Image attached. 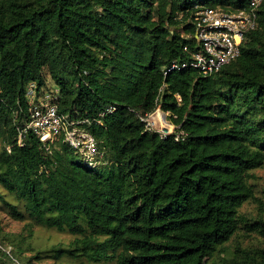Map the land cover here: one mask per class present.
<instances>
[{
  "label": "trees",
  "instance_id": "16d2710c",
  "mask_svg": "<svg viewBox=\"0 0 264 264\" xmlns=\"http://www.w3.org/2000/svg\"><path fill=\"white\" fill-rule=\"evenodd\" d=\"M246 1L0 0V212L23 223L0 225V264H15L6 245L22 264H264V246H228L264 237V0L218 71L164 72L200 47L197 10ZM47 75L58 111L89 120L104 164L29 130L18 142L26 85ZM157 106L176 126L164 136L138 118ZM34 226L72 238L42 246Z\"/></svg>",
  "mask_w": 264,
  "mask_h": 264
},
{
  "label": "built area",
  "instance_id": "2783aa9c",
  "mask_svg": "<svg viewBox=\"0 0 264 264\" xmlns=\"http://www.w3.org/2000/svg\"><path fill=\"white\" fill-rule=\"evenodd\" d=\"M262 2L263 0H247L244 8L235 10H229L222 6L203 7L197 10L193 18V36L200 47L191 51L189 59L172 62L164 72L175 68H193L208 75L218 71L223 65L239 55L245 33L257 24L258 10ZM184 49L187 50V46H184ZM46 82L47 80L40 88L34 81H30L26 85L28 118L19 129L18 142H21L23 133L29 130L44 143H55L58 140L65 142L93 167L104 164L103 151L96 137L86 126L89 124V120L77 117L68 118L67 115L59 112L57 104L53 100L57 89H50V85H47ZM102 114L103 112L98 113L99 116ZM167 115V111L157 106L149 113H138V118L144 123L145 128L157 130L154 126L155 118L166 123ZM159 132L162 136L171 133ZM184 136L185 133L182 130L175 133L176 140L182 139ZM2 248L15 264H22L12 256L10 245Z\"/></svg>",
  "mask_w": 264,
  "mask_h": 264
},
{
  "label": "rangeland",
  "instance_id": "374dc122",
  "mask_svg": "<svg viewBox=\"0 0 264 264\" xmlns=\"http://www.w3.org/2000/svg\"><path fill=\"white\" fill-rule=\"evenodd\" d=\"M47 85H50V89L53 88V82L50 76H46ZM161 121L157 120L155 118L154 126L157 130L162 132H173L176 128V126L170 121V119L167 117L166 123H160ZM157 126V127H156ZM80 157V156H79ZM254 175L256 176L257 180L260 182V185L264 182V166L256 169L254 171ZM241 211L247 215L250 216L252 213H254V204L252 203H246ZM0 225L2 226V230L4 232H20L23 230V223L16 221L9 216H7L5 213L0 212ZM72 238V235L65 232H59L53 228H44L41 226H34L33 228V239L35 243H40L42 246H50L52 244L56 243H66ZM238 243L240 244H253L258 246H264V237L259 234H243L240 233L238 236L234 237V239L229 243V247H233ZM211 260H205L204 264H207ZM71 261L65 259L63 264H69ZM103 264H114V263H103Z\"/></svg>",
  "mask_w": 264,
  "mask_h": 264
},
{
  "label": "bare ground",
  "instance_id": "6f19581e",
  "mask_svg": "<svg viewBox=\"0 0 264 264\" xmlns=\"http://www.w3.org/2000/svg\"><path fill=\"white\" fill-rule=\"evenodd\" d=\"M156 117H158V116H156ZM161 123V122H160ZM157 127V126H156Z\"/></svg>",
  "mask_w": 264,
  "mask_h": 264
}]
</instances>
